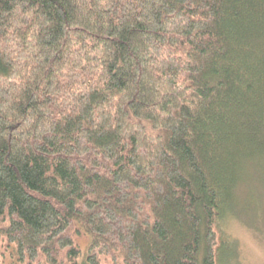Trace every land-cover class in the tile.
<instances>
[{"label": "trees", "instance_id": "trees-1", "mask_svg": "<svg viewBox=\"0 0 264 264\" xmlns=\"http://www.w3.org/2000/svg\"><path fill=\"white\" fill-rule=\"evenodd\" d=\"M255 174L264 0H0V264H218Z\"/></svg>", "mask_w": 264, "mask_h": 264}, {"label": "rangeland", "instance_id": "rangeland-1", "mask_svg": "<svg viewBox=\"0 0 264 264\" xmlns=\"http://www.w3.org/2000/svg\"><path fill=\"white\" fill-rule=\"evenodd\" d=\"M258 176V174H255ZM264 179H248L238 189L239 205L220 221L218 264H264Z\"/></svg>", "mask_w": 264, "mask_h": 264}]
</instances>
